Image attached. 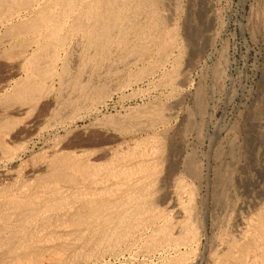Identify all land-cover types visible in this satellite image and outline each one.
I'll use <instances>...</instances> for the list:
<instances>
[{
    "label": "rangeland",
    "instance_id": "obj_1",
    "mask_svg": "<svg viewBox=\"0 0 264 264\" xmlns=\"http://www.w3.org/2000/svg\"><path fill=\"white\" fill-rule=\"evenodd\" d=\"M70 1L0 4V213L58 170L95 203L0 264H264V0H111L100 54Z\"/></svg>",
    "mask_w": 264,
    "mask_h": 264
},
{
    "label": "bare ground",
    "instance_id": "obj_2",
    "mask_svg": "<svg viewBox=\"0 0 264 264\" xmlns=\"http://www.w3.org/2000/svg\"><path fill=\"white\" fill-rule=\"evenodd\" d=\"M29 1L30 0H0V4H4L5 3V4H7L8 8H14L20 2H24L25 3V2H29ZM52 1H54L55 3L56 2H59V3L60 2H66L67 3V1H68V3H69L70 0H52ZM82 1H84V0H82ZM70 2H72V1H70ZM93 2L94 3L91 2L92 4L86 6L81 11H82V13L84 15H86V16L90 15V17H91L90 19H91L93 25L91 24V25L88 26V31L90 32L89 35L94 36L97 40H99V44H100V41H101L102 44H100L98 46V48L101 50V51H99V54H100V52L105 53V51H106L105 48L107 49L109 44L112 42V41L108 42V38H109L108 33L110 32L111 26L113 27L114 25H117V24H118V26H120L123 23H125V22H123V18H122V8H123V6L121 4V6L116 7V5L111 0H94ZM117 2H116V4H117ZM59 3L56 6H59ZM76 3L75 4L73 3V4L76 5ZM35 5H37V4H35ZM53 5L55 6V4H53ZM70 5H72V3H70ZM73 7L74 6H71L70 9H73ZM132 7L134 8V6H132ZM33 8H35V7H33ZM142 8H144V7H142ZM56 13H55V15H57ZM58 14H59V12H58ZM79 14H78V16H79ZM49 15H51V14H49ZM20 16H19V18H20ZM10 17H12V16H10ZM29 18H31V17H29ZM35 18H36V16H35ZM42 18H43L42 21H45L48 17L44 15ZM40 19L41 18H39V20ZM75 19L76 18H74V20ZM78 19H80V18H78ZM39 20L34 22V24H31L30 28H34V27L37 28L39 26V25H37ZM124 20H125V18H124ZM81 23L82 22L78 21V25L81 24ZM96 23H97L98 27H97V25H94ZM73 26L72 27L75 29V27H77V23L75 25L73 24ZM96 27H97V29H96ZM59 28H60V24H55V25L52 26L51 30L52 31L53 30L56 31V30H59ZM10 30H12V29H10ZM113 34H115V33H113ZM115 36H114V38H116ZM110 37H112V35H110ZM116 40L118 41L117 38H116ZM89 43H90V41H89ZM93 43L95 44V42H93ZM119 43L120 42H118V44ZM123 43L124 42H122V45H123ZM111 44H113V43H111ZM95 46H97V44ZM115 46H116V44H115ZM93 49H95V48H93ZM109 49H111V48H109ZM103 50H105V51H103ZM109 52H107V53L109 54ZM94 54H95V52H94ZM92 56L94 57V55H92ZM95 57H97V55ZM106 57H107V55H106ZM102 58H103V56H102ZM61 165L65 168L64 169L65 170V174H67L66 177H63L64 181L67 182L69 185L70 184H74V185L77 184V182H73L72 181L73 180L72 176H74V171H77V172L80 171V173L83 172L82 165L80 166V165H78V164H76L75 162H72V161H63L61 163ZM92 166L93 165H91L90 167H92ZM90 170H92V169H90ZM67 172H69V173H67ZM60 173H61V170H58L57 173L55 174V176L53 175L54 177H51L52 179H49V181L47 182L48 188H42L43 186H40L41 189H46L44 192H41V193H38V194H34V195H30L28 197H25L24 199L23 198L22 199H19V198L17 199L16 198L15 200H14V198L12 199V197H14V195L12 194L11 199H9L8 202H7L8 204L6 203L8 206L6 205V207L0 213V239L9 240V239H12L15 236L18 237V235L21 236L23 234H28V233H31V232L32 233H37L39 231H44V230L48 231L47 229H54V228L58 227L61 223H65V219L68 216H70L71 218H73L72 216H76V218L77 217H81V215L83 214L82 213V211H83L82 209L84 208V210H85L86 206H89V204L91 205L92 203H95V201H93L92 198L88 197L84 193L83 194L82 193H77V191L69 193L68 191L63 190L62 187H61L60 178H57V176H58L57 174H60ZM6 179H7V177H6ZM68 187H70V186H68ZM20 190H22V189H20ZM14 192H16V191H14ZM78 192H79V190H78ZM35 193H37V191ZM6 198L8 199V197H6ZM1 208H2V206H1ZM73 223H75V222H73ZM37 237L39 239V236H37ZM35 239H33V240H35Z\"/></svg>",
    "mask_w": 264,
    "mask_h": 264
}]
</instances>
